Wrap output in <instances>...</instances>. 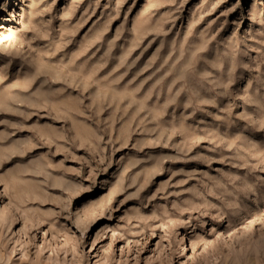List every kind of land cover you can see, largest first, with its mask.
I'll list each match as a JSON object with an SVG mask.
<instances>
[{
	"label": "rangeland",
	"instance_id": "obj_1",
	"mask_svg": "<svg viewBox=\"0 0 264 264\" xmlns=\"http://www.w3.org/2000/svg\"><path fill=\"white\" fill-rule=\"evenodd\" d=\"M0 264H264V0H0Z\"/></svg>",
	"mask_w": 264,
	"mask_h": 264
}]
</instances>
